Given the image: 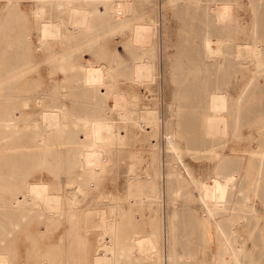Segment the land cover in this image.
<instances>
[{
	"label": "rangeland",
	"instance_id": "1",
	"mask_svg": "<svg viewBox=\"0 0 264 264\" xmlns=\"http://www.w3.org/2000/svg\"><path fill=\"white\" fill-rule=\"evenodd\" d=\"M7 1L0 0L3 65L10 60L9 50L30 48L36 53L41 42L33 13L38 0H11L20 4V10L13 15L16 19L23 16L28 41L16 36L18 28L11 30ZM217 1L228 8V18L216 17ZM115 2L100 4V13L108 17ZM131 5L123 18L126 24L122 25L119 18L111 19L80 37L81 42L93 36L97 39L86 46L94 60L107 65L122 61L114 79L118 89L129 97V105L127 116L117 109L107 114L117 133L110 163L86 181L87 194L77 192L79 204L89 209H104L108 221H118L116 237L123 244L133 235L157 237L154 251L158 254L149 246L148 257L145 253L133 256L128 253L129 247L120 246L122 264H218L217 257L224 246L220 238H228L231 247L245 246L248 254H242L243 264H264V165L263 177L255 184L259 163L255 153L264 151V70L259 72L253 60L242 64L233 55L235 47L241 51L246 42L258 41L264 59V0H132ZM87 6L95 11L90 2ZM139 19L151 23L154 33L156 30L153 34L156 36L146 46L131 43L133 26ZM206 33L223 40L220 51L212 57L203 55L202 39ZM75 39L79 38L65 39L62 45L67 49ZM53 44L57 50L61 47L58 42ZM41 53L40 70L53 63ZM133 55L153 60L154 81L133 83L130 80ZM65 57V63L51 65L47 74L29 73L27 84L39 88L48 84L50 93H58L70 110L85 105L93 116L105 115V110L110 108L109 99L99 105L96 97L90 100L81 95L85 92L81 87L84 59L69 54ZM221 63L223 66L218 67ZM73 64L78 67L73 68ZM6 67L0 62V75L8 71ZM54 77L60 79V87ZM91 93L97 95L99 91L93 89ZM1 95L0 111L7 103L5 93ZM156 118L161 121L157 122ZM88 133V126L81 125L75 137L89 141ZM169 136L177 151L168 148ZM65 137L69 142V136ZM208 138L217 142L213 154L205 150L210 145ZM7 143L0 140V148ZM59 153L57 160L55 151L51 150L47 164L38 159H24L14 168L13 162L8 161L9 182L0 180V195L10 197L8 189L21 182L14 179L17 171L28 186L40 183L38 176L44 172L51 178L48 183L60 187L66 196L76 192L77 185L84 184L80 179L85 169L73 157L68 156L72 158L68 161ZM70 154L71 151L65 150V155ZM218 171L223 174L235 171L240 176L228 208L213 218L203 200L202 187ZM144 177L157 190L161 188V198L143 189L144 186H136ZM194 179L202 184L195 185ZM69 180L75 181L71 188L67 186ZM86 222L85 217L78 220L68 216L58 221L27 218L14 221V226L6 229L0 239L5 244L12 243L16 264H41L44 258H49L50 264H94L103 229L95 224L91 228L90 223L85 227ZM44 225L47 230L42 229ZM111 236L106 234L105 238L110 240Z\"/></svg>",
	"mask_w": 264,
	"mask_h": 264
},
{
	"label": "bare ground",
	"instance_id": "2",
	"mask_svg": "<svg viewBox=\"0 0 264 264\" xmlns=\"http://www.w3.org/2000/svg\"><path fill=\"white\" fill-rule=\"evenodd\" d=\"M110 1L38 0L33 13L37 30L41 35V42L38 45V49L35 50L36 53H32V49L30 48H27L26 51H19L14 46L16 50H9L12 55L10 60H7L8 63L5 62L4 64L7 65L6 68H8V71L0 75V96H2V93H5L4 97L7 102L4 106L5 109L2 110L1 108L2 111H0V136H2L0 140L8 142L6 146L0 148V180L5 183L9 182L10 173L6 169L8 161L13 162L14 168H18L17 165L23 162L22 160L24 159H38L43 164H47L51 150L55 151L57 155L55 158L57 160L60 159L59 152H61L63 159L67 157V160L70 161L72 159L70 157H73L74 162L85 169V173L80 179V181H84V184L77 185L78 191H72L67 196L60 187H53L51 183H48V179L51 180V178L44 172H41L38 176L40 183L32 186H28L21 172H15L14 179H20L21 182H16L14 188H7L11 193L10 197L0 195V236L4 234L3 232L6 229L14 226V221L17 222L22 219L44 218L48 221H58L68 216L78 220L81 217H85L87 220L85 227L90 223L91 228L95 224L94 226L99 225L100 229H103L101 237L99 238V252L94 264H122V258L119 253L120 246H124L126 249L129 247L127 249L128 253L133 256L138 255V257L144 253V256L146 255L148 257L147 251L149 250V246H151L150 248L154 253H156L154 250L157 249L155 246L157 237L154 235H133L129 242L123 244L116 237V232L119 228L118 221L111 219L108 221L104 209L97 207L94 209L85 208V205H80L77 199V192H82L83 194L88 193V188L85 185L86 181L93 179L99 172L104 171L110 163L111 149L115 145L114 139L117 133L114 122L107 117V114L113 109H117L121 115H128L129 97L118 89L114 79L119 67L122 66V61L118 60L116 61L117 64L107 65L102 61L94 60L86 46L97 42V39L93 36L87 41L81 42L80 38L81 36L89 34L94 27L104 22H109L111 19L119 18L122 20V25L126 24L123 18L130 12L132 0H116L114 6H112L113 11L106 17L100 13L99 6L103 3H110ZM87 2H90V4L96 7L95 11H92L87 6ZM217 3L218 10L216 11V17L219 19L228 18V8L221 1H217ZM226 4L229 5V3ZM19 6V2L12 3L11 0H8L6 3V7H9L7 17L12 23L11 30L14 27L18 28L16 36L19 35L20 39L28 41L29 33L28 28H25L26 25L25 20L22 19L23 16L16 19L13 15L14 12L20 10ZM153 28L151 23L142 19L135 21L131 40L132 45H148L151 37L156 36L153 35L156 34V30L154 33ZM74 38L79 39L73 40L67 49L62 45L65 39L70 40ZM55 42L61 44L59 50L55 49V44H53ZM202 42L203 55L212 57L213 54L220 51V45L223 40L220 37L215 38L212 34L206 33ZM49 50L51 52L47 53ZM41 51L44 52L41 53ZM40 53L47 56V60L53 62L51 64L52 66L65 63V56L67 54L69 56H81L85 61L81 74V87L85 92H82L81 95L90 100L96 97L99 105L102 104V101L105 102L109 99L111 102L110 108L105 110V115L95 117L85 108V105L79 107L74 106L73 110H70L58 93H50L48 84L45 88H39V86L35 87L33 85V87L29 86L27 84V75L29 73L37 71L39 75H44V73L47 74L51 71V65L48 68L40 70V63L38 62ZM260 54L261 57H258ZM233 55L234 58L242 60V64L252 63L247 60H253V65L256 66L259 72L264 70V59L258 41L254 43L246 42L245 48L241 51L235 47ZM0 62L4 66L3 61ZM222 66L223 63L218 64V67ZM76 67L78 65L73 64V68ZM130 68L129 78L133 83H150L156 79L155 63L148 56L133 55ZM53 79L57 87H60V83H58L60 79L58 77H54ZM11 89L14 90L12 91ZM93 89H97L99 93L97 95L92 94ZM101 89H104L105 92H102ZM153 116L156 117L155 115ZM157 118L154 120H157ZM152 119L149 121H152ZM159 121L161 120H157V122ZM81 125L88 126V134L91 136L89 141L76 139V131ZM65 136H69V142L66 141ZM55 139L57 143H55ZM211 139H207V141H210V145L205 150H207L206 153L213 154L217 150V142L215 143L214 138ZM168 141V148L177 151L178 148L171 136H169ZM65 150L71 151V154L65 155ZM68 156L70 157L68 158ZM255 156L259 160L257 167L258 177L255 180V184H258L263 177L261 169L264 165V151H257ZM239 176L240 174L235 171L228 174H223L218 171L216 175L210 178L208 184L202 187V197L207 205L210 217L216 218L224 208H228V200L231 193L235 190ZM159 177L161 178L160 171ZM194 181L195 185L202 184L199 179H194ZM74 184V180L67 182V186L70 188ZM138 185L144 186L143 189L150 191L155 197L161 198V188L157 190L148 181V178L144 177L139 179L136 183V186ZM2 188L6 189L5 186H2ZM137 189L140 188L138 187ZM91 228H88V230ZM42 229L47 230L48 227L44 225ZM106 234L112 235V239L107 240L105 238ZM220 239L224 242V246L222 254L217 257L218 264H230V262L243 264L242 254L247 252L245 246L238 245L231 247L228 238ZM3 242L0 239V264H16L12 243L8 242L5 244ZM149 254L152 253L149 252ZM41 264H50L49 258H44Z\"/></svg>",
	"mask_w": 264,
	"mask_h": 264
}]
</instances>
